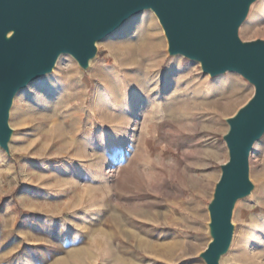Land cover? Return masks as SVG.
<instances>
[{
  "label": "rangeland",
  "instance_id": "obj_1",
  "mask_svg": "<svg viewBox=\"0 0 264 264\" xmlns=\"http://www.w3.org/2000/svg\"><path fill=\"white\" fill-rule=\"evenodd\" d=\"M264 40V0L239 29ZM69 55L14 97L0 148V264H204L206 205L227 160L225 119L253 86L168 56L152 11ZM222 264H264V135Z\"/></svg>",
  "mask_w": 264,
  "mask_h": 264
},
{
  "label": "water",
  "instance_id": "obj_2",
  "mask_svg": "<svg viewBox=\"0 0 264 264\" xmlns=\"http://www.w3.org/2000/svg\"><path fill=\"white\" fill-rule=\"evenodd\" d=\"M256 1L0 0V148L10 155V110L20 90L51 73L62 55L88 69L99 41L130 17L152 11L168 56L197 62L211 78L236 73L253 86L251 97L225 119L228 157L206 205L209 241L198 257L222 264L232 244L236 204L254 189L250 153L264 135V40L239 37Z\"/></svg>",
  "mask_w": 264,
  "mask_h": 264
},
{
  "label": "bare ground",
  "instance_id": "obj_3",
  "mask_svg": "<svg viewBox=\"0 0 264 264\" xmlns=\"http://www.w3.org/2000/svg\"><path fill=\"white\" fill-rule=\"evenodd\" d=\"M145 11H146V10H145ZM143 12H144V11L140 12L139 14H141V13H143ZM139 14H137V15H139ZM137 15H134V16L130 17L126 22H128L129 20H131L132 18H134V17L137 16ZM126 22H125V23H126ZM125 23H124V24H125ZM124 24H122V25H124ZM122 25H121V26H122ZM121 26H120L119 28H121ZM119 28H118V29H119ZM118 29H116L114 32H116ZM114 32H112V33H114ZM112 33H111V34H112ZM111 34H110V35H111ZM108 36H109V35H108ZM105 38H106V37H105Z\"/></svg>",
  "mask_w": 264,
  "mask_h": 264
}]
</instances>
